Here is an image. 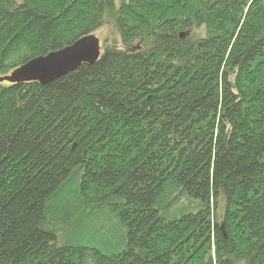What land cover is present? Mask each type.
Returning <instances> with one entry per match:
<instances>
[{"label": "trees", "instance_id": "trees-1", "mask_svg": "<svg viewBox=\"0 0 264 264\" xmlns=\"http://www.w3.org/2000/svg\"><path fill=\"white\" fill-rule=\"evenodd\" d=\"M101 31L0 83V264H264V0H0V76Z\"/></svg>", "mask_w": 264, "mask_h": 264}, {"label": "water", "instance_id": "water-1", "mask_svg": "<svg viewBox=\"0 0 264 264\" xmlns=\"http://www.w3.org/2000/svg\"><path fill=\"white\" fill-rule=\"evenodd\" d=\"M182 37L184 34L182 33ZM101 54V40L95 34H89L59 50L30 59L13 69L9 74L0 76V83L11 84L37 81L47 84L82 64L96 62Z\"/></svg>", "mask_w": 264, "mask_h": 264}, {"label": "rangeland", "instance_id": "rangeland-1", "mask_svg": "<svg viewBox=\"0 0 264 264\" xmlns=\"http://www.w3.org/2000/svg\"><path fill=\"white\" fill-rule=\"evenodd\" d=\"M97 34H98V37H99L100 39L102 38V40H103L104 37H105L104 35H106V32L101 31V32H99V33L97 32ZM102 40H101V41H102ZM102 42H103V41H102ZM102 45H103V43H102Z\"/></svg>", "mask_w": 264, "mask_h": 264}, {"label": "bare ground", "instance_id": "bare-ground-1", "mask_svg": "<svg viewBox=\"0 0 264 264\" xmlns=\"http://www.w3.org/2000/svg\"><path fill=\"white\" fill-rule=\"evenodd\" d=\"M93 34L97 35L96 33H93ZM97 36H98V35H97ZM2 83H5V82H2Z\"/></svg>", "mask_w": 264, "mask_h": 264}]
</instances>
